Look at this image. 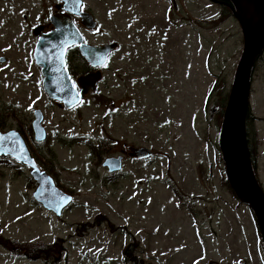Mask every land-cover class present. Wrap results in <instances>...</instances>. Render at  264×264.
I'll use <instances>...</instances> for the list:
<instances>
[{
    "label": "rangeland",
    "instance_id": "obj_1",
    "mask_svg": "<svg viewBox=\"0 0 264 264\" xmlns=\"http://www.w3.org/2000/svg\"><path fill=\"white\" fill-rule=\"evenodd\" d=\"M84 1L101 30L87 39L119 46L98 90L73 108L44 91L34 37L17 34L13 18L0 29V130L23 132L38 165L72 195L57 216L33 197L30 167L0 155V235L54 248L36 256L0 243V264H264L254 213L233 193L218 144L244 44L230 6ZM250 89L248 126L257 138L251 167L264 192V45L253 59ZM35 107L44 115L42 141L31 128ZM244 109L243 90L240 115ZM235 134L243 155V135ZM133 146L154 153L129 155ZM123 152L121 169L103 165Z\"/></svg>",
    "mask_w": 264,
    "mask_h": 264
},
{
    "label": "water",
    "instance_id": "obj_2",
    "mask_svg": "<svg viewBox=\"0 0 264 264\" xmlns=\"http://www.w3.org/2000/svg\"><path fill=\"white\" fill-rule=\"evenodd\" d=\"M63 1L65 11L58 10L50 15V20L54 27L48 32L40 33L38 30L35 31L38 38L35 43L33 57L35 62L41 66V71L44 75L42 86L47 95L51 98L62 100L65 107L70 108L82 99L90 87L94 89V83L95 80L100 77V71H91L79 76L78 82L81 86L79 92L73 85L69 71L65 66L66 48L71 44L78 43L80 52L91 64L101 65L106 62L110 51L118 45V42L112 40L94 44L85 41L68 11L80 15L82 23L89 28L95 26L96 20L88 10L80 8L82 0ZM256 1L258 3L260 0H230V8L239 20L243 31L244 44L223 112L218 144L222 151L226 175L230 186L233 188L237 197H239L241 201L247 202L250 206L259 228L264 235V192L253 173L250 153L244 135L245 111L249 102L252 63L255 55L264 45V26L259 28L256 27L255 30H253L256 35L255 46L243 59L248 41V22L246 23L245 20L247 15L245 11H247L249 5ZM260 3V12L264 14V1H260ZM0 58L3 59L4 57ZM243 90L245 109L244 114L241 113L240 115L238 103ZM232 113L234 122L232 121ZM41 119L42 111L37 108L34 110V119L32 120L33 135L37 139L43 138L46 133ZM237 131H240L243 135V139L241 138V145L242 143L244 145V156L242 155L241 146L236 145L234 147V144H237V142L232 134H235ZM227 148L232 149L231 154L228 153ZM131 149L132 155L140 157L149 156L153 153L152 149L147 146H133ZM0 155H10L21 163L28 165L30 167L31 176L37 181V186L33 192L34 198L38 202L43 203L47 209L54 211L56 215L61 214L63 207L67 205L72 196L58 187L53 177L45 169L39 167L27 139L19 129L10 128L5 131L0 130ZM121 158L122 155H110L104 159L103 164L107 165L108 169L112 171L120 168ZM246 164L249 165L250 170L248 168L244 169ZM252 179L261 197L255 192ZM243 192L247 194H243Z\"/></svg>",
    "mask_w": 264,
    "mask_h": 264
},
{
    "label": "flooded vegetation",
    "instance_id": "obj_3",
    "mask_svg": "<svg viewBox=\"0 0 264 264\" xmlns=\"http://www.w3.org/2000/svg\"><path fill=\"white\" fill-rule=\"evenodd\" d=\"M63 3H64L63 0H46V3H42L41 0H12V3H10L8 0H0V29L7 28L10 24V19H12V18L16 19V21L18 23V29L16 31L17 34H28V35L33 36L34 37L33 38L34 39L33 50H34L35 43H36V40L38 38V35L36 34L35 31L38 30L40 33H43V32H48L50 29H52L54 26L50 20V15L53 14L54 12L58 11V10L65 11ZM80 8L83 10H88L91 13H93L89 9V7L85 3V1H82ZM68 13L71 14L74 23L76 24V26L78 27V29L82 33L85 41H87L89 43H94V44H100L101 43V42H97V43L90 42L87 39V35L89 32L92 34L101 32L99 24H98V22L94 16V14H93V17L96 20V24L93 28H89L88 26H86L82 23L80 15H78L76 13H72L70 11H68ZM102 43H104V42H102ZM118 46H119V43L114 49H112L110 51V54ZM110 54L108 56V59L110 57ZM32 55H33V52H32ZM0 57H4V56L0 55ZM3 59H1V60H3ZM34 61H35V59H34ZM107 61L101 65L91 64L80 52L78 43L71 44L66 48L65 66L67 67V69L69 71L70 78L73 82V85L77 88V90L79 92H80L81 86L78 82V77L81 76L82 74L87 73V72L100 71V77H98L95 80L94 89L90 87L88 89V91L84 94L82 99H84L89 93H92V92H95L96 90H98L99 83L103 79V74H104L103 72H104V69L106 67ZM35 65H37L39 68V72H40L41 76L39 74L38 75L40 77L41 84H42L44 75L41 71V66L38 65L36 62H35ZM28 74H29V77H36V75L33 72H29ZM52 99H54V98H52ZM56 100L58 101L59 105L65 107L62 100H59V99H56ZM37 108H39V107H35V109H37ZM34 110H33V115H34ZM43 117H44V115L42 112L41 123H43ZM33 119H34V117H33ZM31 128L33 130L32 122H31ZM44 128H45V126H44ZM21 133L23 134V132H21ZM46 136H47V131H46L45 136L43 138H41V139H37L36 137H34V138L36 140L42 141V140H45ZM124 155H125V153L123 152V158H124Z\"/></svg>",
    "mask_w": 264,
    "mask_h": 264
},
{
    "label": "trees",
    "instance_id": "obj_4",
    "mask_svg": "<svg viewBox=\"0 0 264 264\" xmlns=\"http://www.w3.org/2000/svg\"><path fill=\"white\" fill-rule=\"evenodd\" d=\"M216 2H220V4L222 6L228 7V5L230 4V0H214ZM227 12V10H224ZM230 13V11L228 12ZM223 106V105H222ZM252 113H251V109L249 106H247V110H246V117H245V124L247 122L246 125V139H247V143H248V148L250 151V156H251V162L254 164V156H255V152L257 150V138H256V134H254V128L251 127L249 128L248 126V122L250 121V119L252 118ZM232 189V188H231ZM233 191V189H232ZM233 193L235 194V192L233 191ZM236 196V194H235ZM256 223V227H257V231H258V235L260 238V243L262 248L264 249V235L262 234L258 223L255 221ZM0 243L2 245H4L6 247V249H11L10 251L14 252V253H26L28 255H31L32 252H34V254L36 256H43V255H50L53 251V245L52 243H48V242H38V241H18L16 239H11V238H6L0 235ZM130 245H127V248L125 249V251H127L128 247ZM34 256V257H36ZM33 257V256H32ZM145 264H153L151 262H147Z\"/></svg>",
    "mask_w": 264,
    "mask_h": 264
},
{
    "label": "bare ground",
    "instance_id": "obj_5",
    "mask_svg": "<svg viewBox=\"0 0 264 264\" xmlns=\"http://www.w3.org/2000/svg\"><path fill=\"white\" fill-rule=\"evenodd\" d=\"M260 9H261V3H260V1L258 3L256 1V2H253L251 5H249L247 11H245L246 12L245 14H247L245 17V20H246V23L248 22V29H247L248 41H247V48H246L245 53L243 55V59L246 57L248 52H250L253 49V47L255 46L254 43H255L256 35L253 32V30H255L256 27L259 28V27L264 26V14H262L260 12ZM229 107H230V104H229ZM228 110H229V108H228ZM232 121L234 122L233 113H232ZM234 147H235V145H234ZM243 194H247V193L243 192ZM262 224H263V222H262Z\"/></svg>",
    "mask_w": 264,
    "mask_h": 264
}]
</instances>
